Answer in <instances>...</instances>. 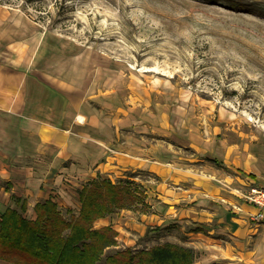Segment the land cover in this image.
<instances>
[{"label": "rangeland", "instance_id": "obj_1", "mask_svg": "<svg viewBox=\"0 0 264 264\" xmlns=\"http://www.w3.org/2000/svg\"><path fill=\"white\" fill-rule=\"evenodd\" d=\"M8 12L48 51L79 53L87 97L111 121L116 157L72 171L45 199L69 219L79 214L78 191L98 176L132 180L144 196L94 220L113 231L100 261L171 242L195 250L192 264H214L202 242L241 213L255 228L249 242L264 243V208H241L254 205L252 187L264 188V0H0V17ZM182 166L211 184L226 181L222 192L235 204L224 212L210 200L212 214L174 205L167 197ZM25 215L34 219V208Z\"/></svg>", "mask_w": 264, "mask_h": 264}, {"label": "crops", "instance_id": "obj_2", "mask_svg": "<svg viewBox=\"0 0 264 264\" xmlns=\"http://www.w3.org/2000/svg\"><path fill=\"white\" fill-rule=\"evenodd\" d=\"M10 15L0 17V213L14 205L13 195L26 199L29 212L64 185V177L72 171L90 163L104 167L99 158L116 157L108 152L111 121L100 116L87 97L91 80L86 61L79 65V53H64L61 48L48 51L46 41L28 38V30L17 28ZM174 170L181 175L167 197L173 204L186 200L208 214H212L207 207L210 200L221 203L224 212L228 202L235 204L231 194L222 192L231 188L226 181H221L222 187L199 178L192 167ZM241 208L258 211L255 205ZM231 212L237 210L227 213ZM248 220L243 213L233 215L220 228V236L202 242L206 253L217 258L214 264H264V243L249 242L255 228Z\"/></svg>", "mask_w": 264, "mask_h": 264}, {"label": "trees", "instance_id": "obj_3", "mask_svg": "<svg viewBox=\"0 0 264 264\" xmlns=\"http://www.w3.org/2000/svg\"><path fill=\"white\" fill-rule=\"evenodd\" d=\"M134 181L112 182L98 176L78 192V215L65 218L50 199L37 201L34 219L25 215L27 201L13 195V206L0 213V259L13 264H192V247L166 242L136 253L116 250L105 260L99 254L114 240L109 227L93 228V222L118 208L143 202ZM111 232V234H110Z\"/></svg>", "mask_w": 264, "mask_h": 264}, {"label": "built area", "instance_id": "obj_4", "mask_svg": "<svg viewBox=\"0 0 264 264\" xmlns=\"http://www.w3.org/2000/svg\"><path fill=\"white\" fill-rule=\"evenodd\" d=\"M247 198L260 208H264V188L252 187L247 195ZM260 216H263L262 212H259Z\"/></svg>", "mask_w": 264, "mask_h": 264}]
</instances>
